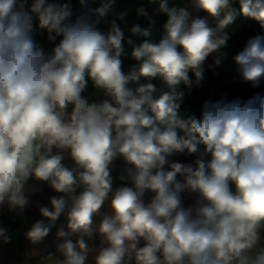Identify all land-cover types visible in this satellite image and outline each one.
I'll use <instances>...</instances> for the list:
<instances>
[{
	"label": "clouds",
	"instance_id": "9594fccd",
	"mask_svg": "<svg viewBox=\"0 0 264 264\" xmlns=\"http://www.w3.org/2000/svg\"><path fill=\"white\" fill-rule=\"evenodd\" d=\"M78 2L74 16L69 2L0 0V207L23 213L37 190L30 181L61 194L25 233L39 245L56 228L58 256L39 264H264V92L206 99L199 115L182 109L203 87L209 55L216 66L227 57L224 29L243 17L264 30V0H191L207 13L191 19L185 7L149 0L167 17L158 42L143 7L149 26L126 37L115 0ZM126 46L136 62L127 72ZM232 59L240 80L259 88L264 31ZM89 83L99 100L85 95ZM10 240L0 227V242Z\"/></svg>",
	"mask_w": 264,
	"mask_h": 264
},
{
	"label": "crops",
	"instance_id": "0c3cea01",
	"mask_svg": "<svg viewBox=\"0 0 264 264\" xmlns=\"http://www.w3.org/2000/svg\"><path fill=\"white\" fill-rule=\"evenodd\" d=\"M56 2L71 3L74 16L75 14H79L82 11L78 0H56ZM29 3H31V0H29ZM99 4L100 0H90L89 6L95 8L98 7ZM169 6L187 8L191 13L190 19L195 17H207V13L204 11H197L193 8L191 0H169ZM140 7H143L156 21L152 39L158 42L163 34V24L166 22L167 17L165 14L157 12L156 9L158 5L149 3V0H115V14L126 13L123 20H117L118 24L125 31L126 37L130 35V29L134 25L138 24L142 28H147L149 26L148 20L145 17H141L137 14V9ZM115 14L110 13L107 19L111 20L116 18ZM247 21L256 22L251 19L238 17L232 25L224 29V31L227 32L230 37L227 41V57L222 59V62L219 66H216L214 65L213 55H209L204 65L205 72L203 87L199 89L194 88V92H192L190 96L185 97L184 104L182 105L183 110H190L191 112L199 115L200 108L204 100L219 99L222 96H227V86L229 84L241 81L236 72V66L232 57L243 48L247 39L255 36L249 35L248 32L244 30V25ZM208 22L211 27H216V22L211 17H208ZM99 27L106 31L108 24L106 22H102ZM35 39L38 42L43 43L46 49L52 46L47 41L46 32L42 34L38 31L35 35ZM58 40L59 38H57V42ZM137 42H139L138 39ZM126 52L127 56L123 59V70L125 72H127L129 68L136 63L130 57L131 48L126 46ZM153 83H155L157 87L160 86L159 81L154 80ZM261 86H264V83H262ZM94 93L95 89H93L91 83H89L88 90L85 95L99 100L101 98L100 95H94ZM174 159L180 160L181 162H190V160L193 158L178 156ZM64 163L67 166L72 165V161L69 158H66ZM115 164L117 168H115L112 173L114 177V188L121 186L123 183H118L120 180L117 177L120 173V170L124 166L123 162L120 160L115 161ZM30 186L37 190L30 194L29 205L25 208L23 213L17 214V211L9 210L6 205L0 207V227L8 229V233L11 237L9 243L0 242V264H39L43 256L50 253L56 254L55 246L56 243L59 242L55 235L56 228H53L49 236L46 237L45 240L39 245H32L31 242L26 238L25 233L33 223L42 219L39 213V207H50V197L59 196L61 194L54 192L48 185L41 184L36 181H30ZM191 202L192 201L189 198L185 197L186 204ZM102 211H108L107 204L104 206ZM11 212H14L16 215L15 219H12ZM56 223L57 225L63 223V217L58 219ZM89 243H94L96 246H99V237L97 236L94 241H90ZM29 252H36L37 255L31 257V259L28 260L26 258V254ZM56 255L58 256V254ZM89 264H91V257L89 258Z\"/></svg>",
	"mask_w": 264,
	"mask_h": 264
},
{
	"label": "trees",
	"instance_id": "16d2710c",
	"mask_svg": "<svg viewBox=\"0 0 264 264\" xmlns=\"http://www.w3.org/2000/svg\"><path fill=\"white\" fill-rule=\"evenodd\" d=\"M244 30H246L249 35L260 34L262 31H264L260 28L257 22L253 21H247L244 25ZM192 92H194V89L192 90ZM256 92H264V86H260L259 88H252L251 85L246 84L243 81L232 83L227 86V97L229 99L236 97L248 98ZM119 182L121 181H118V183Z\"/></svg>",
	"mask_w": 264,
	"mask_h": 264
},
{
	"label": "built area",
	"instance_id": "2783aa9c",
	"mask_svg": "<svg viewBox=\"0 0 264 264\" xmlns=\"http://www.w3.org/2000/svg\"><path fill=\"white\" fill-rule=\"evenodd\" d=\"M11 217H12V219L16 218V215L14 214V212H11Z\"/></svg>",
	"mask_w": 264,
	"mask_h": 264
}]
</instances>
